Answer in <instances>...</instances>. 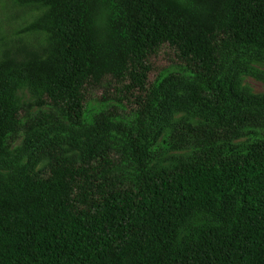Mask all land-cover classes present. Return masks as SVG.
Wrapping results in <instances>:
<instances>
[{
	"label": "trees",
	"instance_id": "trees-1",
	"mask_svg": "<svg viewBox=\"0 0 264 264\" xmlns=\"http://www.w3.org/2000/svg\"><path fill=\"white\" fill-rule=\"evenodd\" d=\"M27 13L16 39L0 33V163L20 133L27 148L40 129L85 123L89 90L113 87L135 109L91 119L100 137L115 123L130 151L93 147L64 157L55 140L46 167L0 180V264H264V95L227 92L238 55L264 59V0H13ZM173 50L188 76L148 79L150 59ZM210 115L171 123L150 140L171 84ZM26 87L34 105H20ZM231 99L236 101L226 113ZM120 100V99H117ZM245 138L243 145L235 143ZM147 141V145L143 142ZM170 152L185 160L149 170ZM194 213L206 227L189 229Z\"/></svg>",
	"mask_w": 264,
	"mask_h": 264
},
{
	"label": "rangeland",
	"instance_id": "rangeland-1",
	"mask_svg": "<svg viewBox=\"0 0 264 264\" xmlns=\"http://www.w3.org/2000/svg\"><path fill=\"white\" fill-rule=\"evenodd\" d=\"M27 19V13L15 6L13 0H0V33L7 38L16 39V30ZM151 71L148 79L154 83L155 88L171 74L188 76L190 73L179 63L174 56L172 49L163 47L160 52L150 59ZM227 92L234 86L239 92H245L251 95H264V59L254 52H247L234 58L227 70ZM106 101L103 102L102 88L89 90L85 102V123L81 127H75L70 124L68 119L58 111L49 107L38 108L32 106L28 114L34 115L37 112L56 113L62 120L63 126L50 125L44 127L38 133L37 143L31 147L26 146V137L20 133L17 141L12 147L11 156L5 162L0 163V180H7L10 177L18 175L25 166H31L35 172L43 170L49 162L48 154L42 152V148L50 144L53 140L57 142L58 147L63 150L64 157H80L81 150L98 147L114 149L116 154L127 156L130 151L129 145L124 136L117 130L115 123L110 126L100 137H96L91 132V117L100 111L115 107L118 111L127 115L135 106L127 103L123 98L113 91V87L106 88ZM166 99L160 111L159 120L154 124V130L150 140L158 144L166 133L168 126L180 119H189L193 122L204 121L210 114L202 109L193 107L188 101V91L184 84H171L166 90ZM16 96L20 105L26 107L29 104L34 105L35 98L26 87L16 91ZM120 99V100H117ZM236 101L231 99L226 106V113L232 111ZM247 140L240 138L235 141L243 145ZM148 142L144 141L143 145ZM187 152H170L164 160L152 162L149 170L154 171L166 168L180 160H185ZM257 192L264 194V180L253 185ZM207 215L203 213H194L186 226L181 229L175 241V248L182 245L188 231L192 227L204 228Z\"/></svg>",
	"mask_w": 264,
	"mask_h": 264
}]
</instances>
